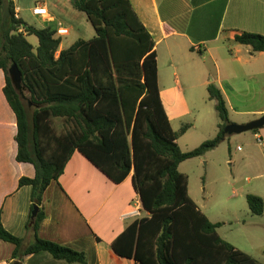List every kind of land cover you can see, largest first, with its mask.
I'll return each instance as SVG.
<instances>
[{"label":"trees","instance_id":"obj_1","mask_svg":"<svg viewBox=\"0 0 264 264\" xmlns=\"http://www.w3.org/2000/svg\"><path fill=\"white\" fill-rule=\"evenodd\" d=\"M72 5L87 16L95 35L60 51L57 30L29 25L16 17L13 0H0V70L17 120V161L36 172L19 180L20 188H32L26 229L33 242L26 245L0 221V240L15 246L13 260L47 252L67 264H88L84 252L40 236L44 193L79 152L115 184L131 176L149 213L115 240L118 256L138 264H262L220 236L222 223L198 208L188 176L180 172L182 163L205 156L229 136L222 91L214 83L207 88L216 102L218 134L182 151L178 140L191 125L179 132L171 125L160 95L155 41L130 0H72ZM30 36L38 39L36 49ZM235 41L264 52L263 35L242 32ZM14 65L22 74L21 90L10 74ZM246 200L253 215L264 214L262 197L250 193Z\"/></svg>","mask_w":264,"mask_h":264},{"label":"crops","instance_id":"obj_2","mask_svg":"<svg viewBox=\"0 0 264 264\" xmlns=\"http://www.w3.org/2000/svg\"><path fill=\"white\" fill-rule=\"evenodd\" d=\"M13 2L16 17L29 25L52 28L57 32L63 30V36L58 34L62 39L60 51L83 39L67 25L81 16L74 9L72 0H36L30 10V20L20 16L17 0ZM130 2L155 41L160 95L170 122L166 101H178L176 96L171 95L177 90L176 87L179 89L177 94H184V116L193 117L195 124L198 123L199 113L195 106L194 88L204 86L207 89L210 83H214L222 91L228 106L226 86L220 79L222 68L225 69L226 65L238 78L245 79L248 87L259 89L251 93L256 98L253 103L259 101L264 105V52L253 53L249 46L235 41L236 35L242 32L264 36V0ZM35 6L45 7L47 16H34L32 9ZM94 35V30L89 31L85 40L92 39ZM217 42H222V48L227 46L225 55L220 53L221 49L213 50L210 47ZM178 72L184 77V90L183 79L180 80ZM163 73H173L174 79L163 84ZM5 83V74L0 70V221L9 232L30 245L34 234L26 229V225L30 218L32 188H20L19 180L23 177L33 178L36 172L32 164L17 161V120L4 95ZM213 102L216 107V102ZM237 115L242 119L232 121L229 116L231 123L246 124L264 116V106H255L237 112ZM218 124H213L215 135L218 134ZM259 130L254 137L259 135L264 140V127ZM208 154L201 158H206ZM251 194L264 200V194ZM43 206L46 212L40 229L43 239L84 252L88 264H138L133 259L118 256L113 250L115 240L132 223L149 217V213L142 208L131 176L123 183L115 184L82 154L75 152L59 181H53L44 193ZM244 213L252 217L248 203ZM234 215L239 214L236 211ZM260 217H264V214ZM222 228L223 223L218 233L226 240L221 235ZM226 241L242 250L231 240ZM14 250V245L0 240V264H14ZM20 263L67 264L54 259L47 252L30 255Z\"/></svg>","mask_w":264,"mask_h":264},{"label":"rangeland","instance_id":"obj_3","mask_svg":"<svg viewBox=\"0 0 264 264\" xmlns=\"http://www.w3.org/2000/svg\"><path fill=\"white\" fill-rule=\"evenodd\" d=\"M35 1L17 0L20 16L30 20V10ZM79 14L81 16L77 20H72L67 25L73 28L77 36L86 39L88 32L93 31V28L87 16ZM28 41L35 49L38 47V39L35 36L28 37ZM210 47L221 49L219 51L224 55L227 51V46L222 48V42L211 44ZM177 74L180 80L183 79L184 90V77L182 73ZM170 79H174L173 73L162 74L163 84ZM220 79L226 86L229 116L232 121L242 119L237 112L264 106L259 101L253 103L256 98L251 93L259 89L248 87L245 79L238 78L236 73L229 70L228 65L225 69L222 68ZM176 89L171 95L176 96L178 101H166V106L171 125L176 132L186 124L191 125L186 134L181 135L178 140L181 150L188 152L215 138L213 124L220 123V119L215 103L208 97L206 87L193 89L195 106L199 113L197 124L193 117L184 116V94H177L179 89ZM180 172L188 176L190 197L212 222L223 223L221 235L264 264V217L253 214L250 217L244 213L247 209L246 194H264V147L258 143L254 132L229 135L218 148L210 151L206 158L199 157L182 163ZM236 211L238 216L234 215Z\"/></svg>","mask_w":264,"mask_h":264},{"label":"water","instance_id":"obj_4","mask_svg":"<svg viewBox=\"0 0 264 264\" xmlns=\"http://www.w3.org/2000/svg\"><path fill=\"white\" fill-rule=\"evenodd\" d=\"M10 74L12 77V81L14 85L21 90V83H22V74L18 67L14 65L10 69ZM264 127V116L260 117L259 119H256L254 121H251L246 124H236V123H230L225 128V134L227 135H234V134H241L245 132H253L255 130H259ZM37 209L33 212V217L36 215ZM14 264H21L20 262H15Z\"/></svg>","mask_w":264,"mask_h":264},{"label":"built area","instance_id":"obj_5","mask_svg":"<svg viewBox=\"0 0 264 264\" xmlns=\"http://www.w3.org/2000/svg\"><path fill=\"white\" fill-rule=\"evenodd\" d=\"M32 13L34 16H37V17H44V16H47L48 12H47V9L45 7H42V6H35L33 9H32ZM58 34H60V36H63L65 33H63V30L59 31ZM256 139L258 141V143L264 147V140L261 136L259 135H256Z\"/></svg>","mask_w":264,"mask_h":264}]
</instances>
